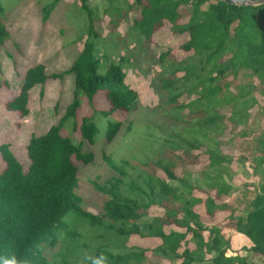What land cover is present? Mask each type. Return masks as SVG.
Listing matches in <instances>:
<instances>
[{
	"label": "trees",
	"instance_id": "obj_1",
	"mask_svg": "<svg viewBox=\"0 0 264 264\" xmlns=\"http://www.w3.org/2000/svg\"><path fill=\"white\" fill-rule=\"evenodd\" d=\"M80 1L79 8L88 22L81 52L61 73L47 74L41 63L31 66L18 93L5 104L8 110L26 116L32 87L73 75L72 100L63 115L44 133L32 134L25 146L29 159L26 172L10 145L0 144L4 163L0 169V264H50L42 249L58 242L59 262L72 264L68 257L77 253L78 242L70 248L65 236L59 235L66 229L68 236L69 224L77 220L90 226L93 237L101 240L87 264H164L167 260L171 264H246L245 256L227 254L230 231L246 237L251 242V255L264 261V176L243 212L236 211L234 200L222 201L232 190L227 178L233 158L222 151L219 140L227 127L225 119L231 129L242 126L239 135L245 137V143L240 149L264 175V124L259 126V134L252 133L264 116V100L259 105L256 97H264V3L237 6L221 0H105L103 14L109 17L111 28L131 15L129 26L135 41L140 42L135 47L141 53L152 54V35L168 23L172 33L187 35L180 49L191 54L177 59L168 48L153 56L152 88L160 97V108L170 112L180 129L159 130L153 140L146 139L142 158L135 165L124 160L116 165L105 157L117 175L102 183L92 181L94 189L106 197L102 210L92 213L83 208L77 193L76 162H91L93 153L75 145L62 130L71 125L93 144L97 124L91 117L76 121L82 98L93 106L102 92L106 109L99 112L109 116L134 110L138 97L124 82L121 62L111 60L106 52L99 56V15L87 0ZM57 2L41 7L44 19ZM7 34L0 2V45ZM255 106L256 117L249 121L250 109ZM226 107L230 109L228 116L221 112ZM119 126L117 120L107 121V140L115 136ZM201 154L207 158L202 167L207 171L200 172L204 187L198 188L191 183L189 166L200 164ZM197 188L202 195L195 193ZM154 206L161 214L139 225L137 221L149 215ZM197 206L210 218L217 212L229 211V215L223 222L206 226ZM166 226L172 228L165 231ZM136 234L158 238L159 242L149 250L141 245L127 246L129 236Z\"/></svg>",
	"mask_w": 264,
	"mask_h": 264
},
{
	"label": "rangeland",
	"instance_id": "obj_2",
	"mask_svg": "<svg viewBox=\"0 0 264 264\" xmlns=\"http://www.w3.org/2000/svg\"><path fill=\"white\" fill-rule=\"evenodd\" d=\"M51 1L0 0L3 7V23L8 32L3 44L0 45V144L8 143L10 145V149L24 172L29 168L25 146L30 136L44 133L63 115L66 105L72 100L73 75L66 74L63 77L48 79L43 85L37 84L32 87L26 105L28 110L26 116L21 117L17 111L8 110L5 104L18 93L20 84L31 66L41 63L47 74L64 72L81 52L86 38L85 29L88 22L79 8L81 1L58 0L48 18L44 19L41 7ZM87 1L99 15L96 22L98 32H100L97 39L101 46L99 56L107 53L111 60L121 62L125 72L124 82L138 97L137 107L134 110L125 113L117 112L109 116H104L99 112L106 109V103L100 97L103 95L102 92L97 94V101L93 106L87 103L85 97L82 98L76 121L80 123L83 117H91L97 124L99 130L93 144L82 139L79 132L74 131L71 125L62 130V134L69 135L75 145L81 144L83 150L93 153L91 162L86 164L76 162L79 182L77 193L82 199L83 208L89 212L97 213L102 210L106 197L94 189L92 181L102 183L117 175L113 168L107 164L105 157L116 165L121 164L122 160L131 166L135 165L137 160L142 158L140 151L142 143L146 139L153 140L159 130L167 133L177 132L180 129V125L177 126V122L170 117V112L160 108V97L152 88V79L155 76L152 65L153 56L168 48L172 49L177 59L188 58L191 52L180 49V44L187 39V35L172 33L169 24L165 23L151 37L149 46L152 54L141 53L139 48L135 47V44L138 45L140 42L135 41L129 26L131 15L113 29L108 23L109 17L103 14L105 0ZM119 58L122 59L119 60ZM150 65H152L151 70L148 69ZM155 68L157 69L156 65ZM256 97L259 105H262L264 97L259 94H256ZM257 109V106L250 109L249 121L255 119ZM221 112L228 116L230 109L226 107ZM108 120L120 122L119 129L111 140H107L104 136V128ZM67 123H71V121L69 120ZM225 123L227 127L219 135V140L222 142V151L233 158L229 177H226L232 190L221 200L224 202L234 200L236 211L239 213L248 207V200L259 191V184L264 175L261 168H255V162L247 156L249 154L240 149V146L245 143L242 142L245 137L239 135L242 126L231 129L227 119H225ZM263 124L264 116L260 117L259 123L253 127L252 133L259 134L261 132L259 126ZM201 155L200 164L189 166L191 183L198 188L204 187L200 172L207 171L202 169L203 165L207 163V158L205 155ZM3 165L0 157V169L3 168ZM176 172L181 175L179 169ZM159 174L164 175L162 172ZM169 183L173 186L177 185L176 181H169ZM198 188L195 193L202 195ZM196 210L206 226L223 222L229 215V211L217 212L214 217L210 218L201 206H197ZM161 212L159 207L154 206L149 215L140 218L137 223L143 225L150 221L153 215L161 214ZM72 221L74 222V220ZM68 228L70 233L75 235L69 233L66 236V229H62L59 237L65 236L66 244L70 248L73 247L75 241L78 242V246L75 248L77 253L68 258L72 264H87L93 258L97 242L101 240L98 237H93L94 230L90 226H83L79 220L69 224ZM171 228V226H166L164 230L169 231ZM204 234L207 236V232ZM230 240L231 246L227 251L228 255L245 256L246 264L264 263L251 255L248 250L251 242L246 237L230 231ZM158 242V238L141 237L136 234L129 236L126 245H141L149 250ZM84 244L89 247L87 248ZM60 246L61 244L58 242L53 247H43L42 252L50 264H61L60 256L57 255ZM147 254H150V251ZM164 264L171 263L167 260Z\"/></svg>",
	"mask_w": 264,
	"mask_h": 264
},
{
	"label": "water",
	"instance_id": "obj_3",
	"mask_svg": "<svg viewBox=\"0 0 264 264\" xmlns=\"http://www.w3.org/2000/svg\"><path fill=\"white\" fill-rule=\"evenodd\" d=\"M227 4L237 6H255L264 3V0H221Z\"/></svg>",
	"mask_w": 264,
	"mask_h": 264
}]
</instances>
